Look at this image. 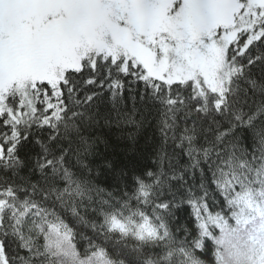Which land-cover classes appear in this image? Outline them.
<instances>
[{"label": "snow or ice", "instance_id": "snow-or-ice-1", "mask_svg": "<svg viewBox=\"0 0 264 264\" xmlns=\"http://www.w3.org/2000/svg\"><path fill=\"white\" fill-rule=\"evenodd\" d=\"M0 264H264V0H0Z\"/></svg>", "mask_w": 264, "mask_h": 264}]
</instances>
